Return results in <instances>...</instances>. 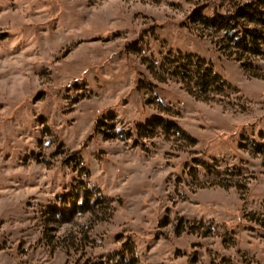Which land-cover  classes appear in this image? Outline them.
Listing matches in <instances>:
<instances>
[{
	"label": "rangeland",
	"instance_id": "rangeland-1",
	"mask_svg": "<svg viewBox=\"0 0 264 264\" xmlns=\"http://www.w3.org/2000/svg\"><path fill=\"white\" fill-rule=\"evenodd\" d=\"M246 1L0 0V264H264V54L185 25ZM181 54L231 88L193 94ZM77 189L94 210L54 215Z\"/></svg>",
	"mask_w": 264,
	"mask_h": 264
},
{
	"label": "trees",
	"instance_id": "trees-1",
	"mask_svg": "<svg viewBox=\"0 0 264 264\" xmlns=\"http://www.w3.org/2000/svg\"><path fill=\"white\" fill-rule=\"evenodd\" d=\"M185 25L194 32L201 33V36L209 33L216 38V44L221 50L240 61L247 69L252 67L255 61L264 54V0H249L237 4L227 13L217 11L213 16L205 14V6L199 5L188 16ZM171 66L169 73L185 81L189 90L198 97L208 98L212 92H223L231 88V85L216 71L214 64L197 54L178 55ZM163 122V118L156 117L149 122L146 128L152 126L157 128L163 125L165 130L175 129L186 136L177 124L166 122L165 125ZM257 150L264 158V145L258 147ZM78 158L81 164L82 159ZM83 168L89 171L86 164H83ZM217 184L228 187L221 182ZM77 190L75 194L64 192L60 197L64 207H52L54 215L61 214L62 219L67 220L86 210H94L93 205L90 204L89 193L91 191L86 190V195L81 201V194L79 189ZM98 192L101 196L102 191L98 190ZM73 197L75 199H71ZM260 227L264 229V225Z\"/></svg>",
	"mask_w": 264,
	"mask_h": 264
}]
</instances>
